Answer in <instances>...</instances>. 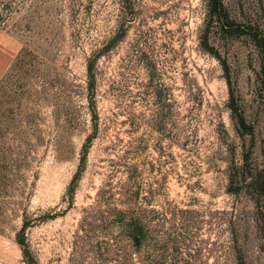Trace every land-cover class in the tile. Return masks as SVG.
Masks as SVG:
<instances>
[{
  "label": "rangeland",
  "instance_id": "obj_1",
  "mask_svg": "<svg viewBox=\"0 0 264 264\" xmlns=\"http://www.w3.org/2000/svg\"><path fill=\"white\" fill-rule=\"evenodd\" d=\"M0 264H264V0H0Z\"/></svg>",
  "mask_w": 264,
  "mask_h": 264
}]
</instances>
